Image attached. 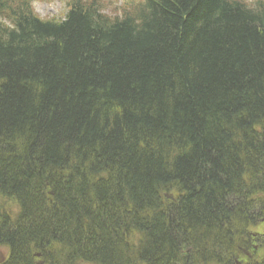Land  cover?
<instances>
[{"label":"trees","instance_id":"16d2710c","mask_svg":"<svg viewBox=\"0 0 264 264\" xmlns=\"http://www.w3.org/2000/svg\"><path fill=\"white\" fill-rule=\"evenodd\" d=\"M30 4L0 0V198L21 211L0 220L2 264L218 259L264 217V2L144 0L111 18L79 0L61 21Z\"/></svg>","mask_w":264,"mask_h":264},{"label":"bare ground","instance_id":"6f19581e","mask_svg":"<svg viewBox=\"0 0 264 264\" xmlns=\"http://www.w3.org/2000/svg\"><path fill=\"white\" fill-rule=\"evenodd\" d=\"M50 21H58V20H50ZM70 167L71 165L67 166L68 169H70ZM259 178H262V177L260 176ZM248 179H250V177H244V179H241L243 184L245 185L244 191L247 197V201L256 202V200H258L262 196V194L261 192H257L256 191L257 189L255 190L254 187H252L250 183H247L248 181L246 180ZM164 190L166 189L163 188V190H160L159 194H162L163 197L165 195V198L171 201L174 195L172 193L163 194ZM261 190L264 192V188ZM0 194H1V191H0ZM160 201L161 203H164V199L162 197L160 198ZM1 203H2V200L0 198V211H4L8 215H5L3 213L4 215H1L2 218H0V220H5L4 218L6 217L7 220L11 222L12 224L16 223L18 220V217L21 216V211L18 210L19 206H18V209L16 208L17 209L16 211L12 210L14 212L12 214L8 210L2 208ZM245 226H246L247 235L241 229L237 231L233 228V232L235 233V236L233 237V239L237 238L236 242L229 243L230 238L228 237L223 240V242L225 241L226 245L223 246V252L221 251L218 259L215 258V256L212 255L208 251V249H206L204 246H199V248H190L189 252L193 254V256L191 257L193 260L192 262L194 264H224L226 261H229V259H231V260H234V264H264V255H261L262 258H259L255 255V251L252 249L253 244L256 243L257 240H262V241L264 240L262 238L264 237V217L257 216L255 219L251 220V224H245ZM195 238L196 240H200L197 236H195ZM241 238H244V239L239 240ZM133 250H134L133 252H130L131 254L130 256H132V258H130L131 263L133 264H154L152 261H150V259H148L149 261L144 260L146 253L141 252L140 254L139 251L135 250L134 248ZM8 256H9V252L3 262L7 260ZM72 264H104V263L103 262L100 263V260L97 258H84L82 256H79V258H77Z\"/></svg>","mask_w":264,"mask_h":264},{"label":"rangeland","instance_id":"374dc122","mask_svg":"<svg viewBox=\"0 0 264 264\" xmlns=\"http://www.w3.org/2000/svg\"><path fill=\"white\" fill-rule=\"evenodd\" d=\"M70 0H34L33 9L35 13L44 20H62L68 11V2ZM84 1V0H83ZM85 1H97L98 5L101 8V14L103 12L104 15L116 17L118 14L125 13V11L133 10L137 5L140 4L142 0H85ZM255 0H246V4L253 6ZM87 5V3H84ZM120 16V15H119ZM9 208L16 211V207L14 204H9ZM247 235V234H246ZM264 239V237H262ZM241 238L239 240H243ZM264 240H257L256 243L253 244L252 249L255 251V255L259 258H262L261 255H264ZM7 247H0V264L5 260V257L8 254ZM37 257L38 264H44L39 253Z\"/></svg>","mask_w":264,"mask_h":264}]
</instances>
